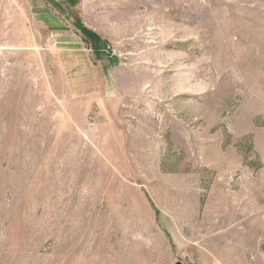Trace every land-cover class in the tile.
<instances>
[{"label": "rangeland", "instance_id": "1", "mask_svg": "<svg viewBox=\"0 0 264 264\" xmlns=\"http://www.w3.org/2000/svg\"><path fill=\"white\" fill-rule=\"evenodd\" d=\"M0 264H264V0H0Z\"/></svg>", "mask_w": 264, "mask_h": 264}]
</instances>
